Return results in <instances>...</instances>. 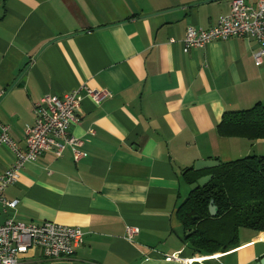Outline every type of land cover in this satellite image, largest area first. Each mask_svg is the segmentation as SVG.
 Returning <instances> with one entry per match:
<instances>
[{"label":"crops","instance_id":"0c3cea01","mask_svg":"<svg viewBox=\"0 0 264 264\" xmlns=\"http://www.w3.org/2000/svg\"><path fill=\"white\" fill-rule=\"evenodd\" d=\"M230 4L0 0V132L8 126L25 150L34 106L45 95L81 86L109 93L100 104L81 98L70 132L85 156L77 161L70 146L60 158L46 152L6 190L5 199L18 203H0V223L54 222L85 234L71 258L49 260L35 248L21 264H264V230L242 228L235 249L199 254L177 216L190 193L184 174L197 161L264 156V139L218 130L226 113L264 105L257 40L183 51L187 29L217 25ZM14 159L0 144V173ZM129 228L138 229L133 240Z\"/></svg>","mask_w":264,"mask_h":264},{"label":"built area","instance_id":"2783aa9c","mask_svg":"<svg viewBox=\"0 0 264 264\" xmlns=\"http://www.w3.org/2000/svg\"><path fill=\"white\" fill-rule=\"evenodd\" d=\"M235 37L257 40L259 49L254 53V60L257 66H261L264 58V0H258L256 6L248 5L245 0H231L230 12L222 15L217 25L209 29L195 26L187 29L183 51L187 54L213 41ZM84 95L100 104L109 93L81 86L63 96L48 94L41 98L34 106L35 123L27 130L25 150L12 138L9 127L2 126L0 144L8 146L15 156L12 165L0 173V203L4 207H16L18 201L6 200L4 194L28 162L38 161L49 151L60 158L67 146L73 149L77 161L85 156L80 150L82 140L70 132L72 125L80 121L78 113ZM137 233V228H129L128 239L133 240ZM84 236L79 227L54 222L35 224L9 220L0 223V264H21L23 257L35 248L40 249L46 259H68L84 243ZM193 261L190 260V264Z\"/></svg>","mask_w":264,"mask_h":264},{"label":"trees","instance_id":"16d2710c","mask_svg":"<svg viewBox=\"0 0 264 264\" xmlns=\"http://www.w3.org/2000/svg\"><path fill=\"white\" fill-rule=\"evenodd\" d=\"M218 130L227 137L264 139V105L226 113ZM208 173L213 175L212 180L197 190L190 189L177 211L186 242L199 254L235 249L242 228L264 230V156L221 163L208 171L190 168L184 175L191 186ZM212 200L217 207L216 216L210 213Z\"/></svg>","mask_w":264,"mask_h":264},{"label":"water","instance_id":"95a60500","mask_svg":"<svg viewBox=\"0 0 264 264\" xmlns=\"http://www.w3.org/2000/svg\"><path fill=\"white\" fill-rule=\"evenodd\" d=\"M20 85H22V84H20ZM220 164L221 163L218 160H199L196 162L194 169L196 171H203V170L213 169L215 167H218ZM212 178H213L212 174L203 176V177L199 178L197 182L192 184L190 186V189L192 191H194L200 187H204L212 180ZM210 213L212 216H216V214H217V207H216V205H214L213 200L211 201V204H210Z\"/></svg>","mask_w":264,"mask_h":264}]
</instances>
